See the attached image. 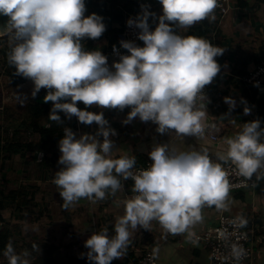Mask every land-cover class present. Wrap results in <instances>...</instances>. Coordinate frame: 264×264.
<instances>
[{
    "label": "clouds",
    "instance_id": "obj_1",
    "mask_svg": "<svg viewBox=\"0 0 264 264\" xmlns=\"http://www.w3.org/2000/svg\"><path fill=\"white\" fill-rule=\"evenodd\" d=\"M159 2V16L142 4L141 12L126 21L139 29L136 35L143 44L120 40L127 54L121 53L109 67L99 48L87 50L82 44L83 38H99L106 29L102 16L95 12L85 15V0H0V16L7 17L0 25V39L7 38L8 63L15 74L33 82V97L42 87L47 89L43 100L53 102L48 118L62 123L60 110L69 119L75 115L80 122L98 125L94 134L79 137L71 128H63L58 141V163L62 167L52 179L59 188L62 206L68 208L81 198L96 202L106 194H115L123 188L121 178L134 182V195L124 199V214L116 218L114 234L109 235L105 227L84 241L87 252L82 255L90 264H110L124 256L130 229H146L153 220L166 232L187 233L192 240V226L203 220L205 206L229 208V172L221 162L230 163L237 175L248 180L254 173L257 180L264 179V127L259 119L244 122L234 135L225 137L226 148L217 151L215 159L207 148L182 151L168 143H157L148 152L150 166L133 171L135 155H111L115 144L111 137L116 130L109 126L103 112L77 106V101L120 110L130 106L124 124L138 117L153 122L161 134H204L209 101L202 90L220 71L215 57L225 48L202 36L182 35L179 30L204 19L214 20L218 0ZM150 16L154 28L150 27ZM113 50L117 51L115 45ZM17 98L21 102L26 99L19 94ZM223 99L230 112L236 100L231 96ZM241 102L245 104L244 113H249L243 97ZM228 222L234 228L247 224L239 216ZM216 231L226 241L233 235L226 228ZM237 241L230 243L229 254L223 257L234 264H240L246 255ZM38 247L40 251V246L32 245L33 250ZM3 255L7 264H31V253L27 249L17 253L11 240Z\"/></svg>",
    "mask_w": 264,
    "mask_h": 264
},
{
    "label": "crops",
    "instance_id": "obj_2",
    "mask_svg": "<svg viewBox=\"0 0 264 264\" xmlns=\"http://www.w3.org/2000/svg\"><path fill=\"white\" fill-rule=\"evenodd\" d=\"M128 1L138 7L134 13L141 12V5L144 4L157 16L162 14L159 0ZM245 1L247 8L239 6L224 18H220L214 9V20L204 19L186 30H179L182 35H187L194 26L207 24L212 33L205 38L225 48L222 55L215 57L221 69L208 85L206 95L209 102L205 108L206 127L202 136L181 137L174 132L161 134L156 131L153 122L141 121L138 117L124 124L122 121L130 111V106L120 110L76 102L78 107L88 111H102L109 126L116 130V135L111 137L115 142L111 155H135V165H139L151 160L148 152L154 144L168 143L169 147L182 151L207 148L215 159V153L226 148L224 138L239 131L244 120H254L257 103L264 104V87H257V95L253 96L242 80L256 66L264 64V1ZM114 10L117 12V8ZM91 13V8H86L85 15ZM152 21L150 16L149 22L154 28L155 23ZM122 31L123 24L113 22L112 26H106L99 38L85 37L82 44L87 50L99 48L111 67L114 60L110 58L109 50L113 45L120 44ZM3 78H6L4 74ZM13 85L15 94L0 96V230H28L29 234L35 230L38 239H29L28 236L20 242L22 247L36 243L43 248L38 251L46 263L90 264L86 256L82 255L87 252L84 241L92 232L105 227L109 229V235L114 234L113 225L116 218L124 214L123 201L131 191L128 180L121 178L123 188L115 194H106L102 200L92 202L81 198L72 206L64 208L59 188L52 182L53 174L62 167L58 163L60 138H45L39 131L48 129L52 122L48 116L53 102L43 100L47 92L43 87L33 97L31 92L34 85L28 78L21 84ZM18 94L26 99L21 102L17 98ZM225 96L236 100V106L230 112L223 99ZM241 97L250 108L247 114L243 111L245 104L241 102ZM32 105L43 106L44 109L34 112ZM225 113L229 115L222 117ZM75 117L73 115L68 121ZM78 123V129L71 128L76 137L83 133L94 134L98 127L96 122ZM213 135L218 137L217 141L211 139ZM36 147L43 148L36 150ZM39 153L44 155L42 161L37 159ZM253 176L256 178L255 173ZM256 181L255 188L228 193V210L205 206L202 209L203 220L192 226V231L197 234L215 225L223 213L245 218L247 224L244 226L250 232L254 256L240 264H264V179ZM130 232L126 254L113 259L110 264H136L141 254L149 248L156 249L158 264H212L209 251L195 236L190 240L187 233L166 232L156 220L151 221L146 229L138 226L130 229ZM63 235L70 240L68 243L62 242L65 247H61ZM193 240L196 242L193 243ZM0 264H7L1 255Z\"/></svg>",
    "mask_w": 264,
    "mask_h": 264
},
{
    "label": "built area",
    "instance_id": "obj_3",
    "mask_svg": "<svg viewBox=\"0 0 264 264\" xmlns=\"http://www.w3.org/2000/svg\"><path fill=\"white\" fill-rule=\"evenodd\" d=\"M239 8V4L237 0H218V6L215 10L218 12L220 18H224L230 12L237 10ZM136 13L127 12L125 14L124 22H123V31H122V39L125 40H132L138 45H142L143 41L139 40L136 33L139 31L138 28L135 26H129L126 21L131 17L135 18ZM150 27H152L150 25ZM121 39V40H122ZM117 51L113 50V46L109 50V56L112 60L117 61L119 60V56L121 53L127 54V50L123 49L120 44L116 45ZM246 86L248 87H264V64H260L256 66L248 75H246L242 80ZM255 82H258L255 83ZM207 94L208 92V84L205 85L204 89L202 90ZM213 141H217L218 137L213 135L211 137ZM44 155L39 153L37 155L38 161H42ZM151 160H146L144 163L135 165L133 171L139 170L141 168H147L150 166ZM225 169L229 172V182H230V191H240L246 189H252L256 187V178L252 176L249 178H244L236 174L234 170V166L230 163L221 162ZM128 183L130 185V193L128 197L134 195L132 192V184L134 183L131 178H128ZM124 185V184H122ZM238 217V215L234 214H226L223 213L219 216L215 225L211 226L209 229L203 231L202 233L195 234V238L203 244L205 248L209 251L210 259L212 264H234L232 259H223L224 256L229 254V245L233 241H237V237H240L237 241L238 243L242 244L243 247L246 249V255L242 258L240 263L247 262L251 260L254 256V244L252 242L250 232L245 228V226L241 228H234L232 224L228 221ZM240 217V216H239ZM1 227V225H0ZM226 228L229 233H233L230 235L228 240H223L218 237L217 229ZM243 234V235H241ZM136 264H158L157 256H156V249L149 248L145 252L141 254Z\"/></svg>",
    "mask_w": 264,
    "mask_h": 264
},
{
    "label": "trees",
    "instance_id": "obj_4",
    "mask_svg": "<svg viewBox=\"0 0 264 264\" xmlns=\"http://www.w3.org/2000/svg\"><path fill=\"white\" fill-rule=\"evenodd\" d=\"M115 1V2H114ZM238 4L240 7L242 8H247V4L245 0H237ZM264 1V0H262ZM85 5L86 8H91L92 13L95 12L98 15L103 17V22L105 23V25H109L112 26V23H119V24H123L124 22V18H125V14L128 12H137L138 7H134V5L131 4L130 1L128 0H85ZM117 8V12H115L114 9ZM137 14V13H136ZM212 33V29L209 27V25L204 24V25H198V26H194L188 34H192L195 36H202V37H208V34ZM0 46H3L0 43ZM9 48L7 47H2L0 48V52L2 53V57H3V67H4V75L6 77L9 78H13V77H17L20 75L15 74V69L13 66H11L8 63L7 60V52H8ZM209 85V84H208ZM245 85V84H244ZM246 89H251L253 96L257 95V87H248L246 86ZM263 103V102H262ZM262 103H257L256 105V113H255V118L254 119H259L261 121V127H264V104ZM251 105L253 104V102L250 103ZM249 104V105H250ZM31 109L34 112H38V111H42V109H44L43 106H38V105H32ZM58 114L61 117V121L60 122H56V121H52L49 128L46 130H42L40 129V133H42V136H44L45 138H49V139H58V138H62L63 136V128L64 127H69V128H74V129H78V126L76 124H79L78 122V118L75 117L74 119H71L70 121H68V118L65 116V114L60 111L57 110ZM246 121H251V119L249 120H244V122ZM82 123V122H80ZM43 147H36V150H41ZM30 151V150H28ZM24 153V152H23ZM242 191V190H240ZM13 235L14 233L11 232L9 230V228H1L0 230V255H3V250L5 248L6 243L11 240H13ZM13 247L15 246V243L13 242Z\"/></svg>",
    "mask_w": 264,
    "mask_h": 264
},
{
    "label": "rangeland",
    "instance_id": "obj_5",
    "mask_svg": "<svg viewBox=\"0 0 264 264\" xmlns=\"http://www.w3.org/2000/svg\"><path fill=\"white\" fill-rule=\"evenodd\" d=\"M0 43L3 45V46H0V48H2V47L9 48L8 45L6 44V43H8L6 37L3 39H0ZM0 64L2 65V70H0V96H3V95L8 96V95L15 94L14 85L11 82V78H9V77L3 78L4 72H2V71H4V67H3L4 61H3V57H2L1 52H0ZM13 233H14L13 240L15 243L14 249L16 250L17 253H22L25 249H27L31 253V255L29 257L31 260V264H51L50 262L46 263V261L43 260V258L41 257L42 255L39 254V251H38L39 248H37L36 250H33L32 245L34 243L30 244V247H22V245H21L20 241L25 240L26 237H28V236H29V239H31V238L32 239H38V235H37V232L35 230L31 231L30 234L28 233V230H25V231L24 230H21V231L16 230ZM69 241H70L69 238H67L65 235H63L62 240H61V247H65V246H62L63 245L62 242L68 243ZM40 249H43V248H40ZM1 256L3 257L4 261L7 263V258L3 255H1Z\"/></svg>",
    "mask_w": 264,
    "mask_h": 264
},
{
    "label": "water",
    "instance_id": "obj_6",
    "mask_svg": "<svg viewBox=\"0 0 264 264\" xmlns=\"http://www.w3.org/2000/svg\"><path fill=\"white\" fill-rule=\"evenodd\" d=\"M7 17L6 16H0V25L4 24V22L6 21ZM0 70H2V65L0 64ZM4 72V71H2ZM4 74V73H3ZM26 81V78L23 76H17V77H13L11 78V82L13 84H21L22 82Z\"/></svg>",
    "mask_w": 264,
    "mask_h": 264
}]
</instances>
